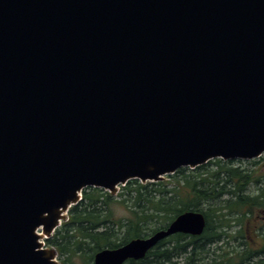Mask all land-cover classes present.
Instances as JSON below:
<instances>
[{"label":"water","instance_id":"95a60500","mask_svg":"<svg viewBox=\"0 0 264 264\" xmlns=\"http://www.w3.org/2000/svg\"><path fill=\"white\" fill-rule=\"evenodd\" d=\"M262 154L264 0H0V264H60L43 240L87 187ZM205 226L185 211L93 264Z\"/></svg>","mask_w":264,"mask_h":264},{"label":"trees","instance_id":"16d2710c","mask_svg":"<svg viewBox=\"0 0 264 264\" xmlns=\"http://www.w3.org/2000/svg\"><path fill=\"white\" fill-rule=\"evenodd\" d=\"M213 160L194 169L180 168L166 175L167 181L130 180L117 200L103 189L85 188L88 192L70 208L61 229L44 240L45 246L55 248L60 264H93L102 249L147 237L192 210L206 219L200 236L173 235L143 259L124 264H203L211 255L219 256L214 264H264V218L260 216L264 217V182L234 166L240 160ZM251 185L258 186L254 194L249 192ZM113 202L123 205L128 216L115 219Z\"/></svg>","mask_w":264,"mask_h":264},{"label":"rangeland","instance_id":"374dc122","mask_svg":"<svg viewBox=\"0 0 264 264\" xmlns=\"http://www.w3.org/2000/svg\"><path fill=\"white\" fill-rule=\"evenodd\" d=\"M213 161H215V160H213ZM221 161L222 162H226V161H223V160H221ZM237 161H239V160H237ZM240 161H241L240 163L239 162H234V166H240V168L246 169V170L250 171L252 173V175H256V176L258 175V176H260L261 179L264 182V154H262L261 157L255 159V161H257V162L254 163V164H251L250 163L253 160H250V161L240 160ZM209 167L210 168L213 167V169H215L214 166H212V165H210ZM161 181H167V178H164ZM121 187L122 186H118L117 193L112 196V197H114L115 200H117V197L116 196L121 192ZM257 188H258L257 185H251L249 187V192H251L252 194H254L256 192ZM85 191L88 192V190L83 189V191L81 192V198L83 197V194H84ZM203 208H206V207L204 206ZM103 210H105V208ZM111 210L113 211V214H114V218L115 219H121V218H125V217L128 216V211L120 203L113 202L112 205H111ZM260 216H262L261 218H264L263 217V214H261ZM68 217H69V211L66 213L65 219L61 222L60 226L56 230L61 229L62 224L65 223L68 220ZM54 233H53V235H54ZM43 243H44V248H47V249H52L53 248L55 250L54 247L45 246L44 240H43ZM212 248L214 249V247H212ZM216 253L219 254L220 252H216ZM56 257H57V261L60 262L58 260V254H57ZM214 260L215 261H218L219 260V256H215V255L208 256L206 259L203 260L202 263L203 264H214Z\"/></svg>","mask_w":264,"mask_h":264},{"label":"bare ground","instance_id":"6f19581e","mask_svg":"<svg viewBox=\"0 0 264 264\" xmlns=\"http://www.w3.org/2000/svg\"><path fill=\"white\" fill-rule=\"evenodd\" d=\"M208 162H209V161H208ZM208 162H207V163H208ZM64 215H65V214H64ZM38 233H40V231H39V230H38Z\"/></svg>","mask_w":264,"mask_h":264}]
</instances>
